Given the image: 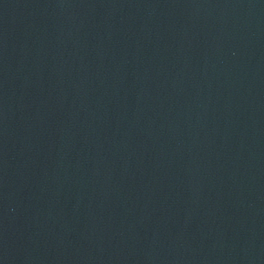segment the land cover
Returning <instances> with one entry per match:
<instances>
[{"label": "water", "instance_id": "95a60500", "mask_svg": "<svg viewBox=\"0 0 264 264\" xmlns=\"http://www.w3.org/2000/svg\"><path fill=\"white\" fill-rule=\"evenodd\" d=\"M0 264H264V0H0Z\"/></svg>", "mask_w": 264, "mask_h": 264}]
</instances>
